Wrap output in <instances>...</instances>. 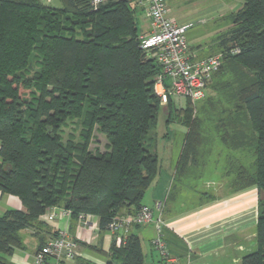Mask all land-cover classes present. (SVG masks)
Returning a JSON list of instances; mask_svg holds the SVG:
<instances>
[{
  "label": "trees",
  "instance_id": "obj_1",
  "mask_svg": "<svg viewBox=\"0 0 264 264\" xmlns=\"http://www.w3.org/2000/svg\"><path fill=\"white\" fill-rule=\"evenodd\" d=\"M57 1L0 0V193L25 208L0 216V256L20 248L19 232L41 228L52 208L73 219L94 216L106 230L113 218L138 212L159 173L144 141L162 110L155 90L160 67L155 50L140 47L132 1L106 0L97 11L89 0ZM241 1L211 55L222 54L214 75L240 71L230 121L238 128L222 120L219 140L254 156L253 173L228 165L229 188L258 191L256 249L240 264H264V0ZM234 47L239 53L231 55ZM166 105L165 123L187 128L186 165L204 142L200 119L188 100L184 109L171 98ZM69 121L79 126L78 141L62 140ZM94 132L108 141L107 151L89 148ZM106 264H144L139 238L129 233L120 247L112 244Z\"/></svg>",
  "mask_w": 264,
  "mask_h": 264
},
{
  "label": "crops",
  "instance_id": "obj_2",
  "mask_svg": "<svg viewBox=\"0 0 264 264\" xmlns=\"http://www.w3.org/2000/svg\"><path fill=\"white\" fill-rule=\"evenodd\" d=\"M131 1L136 9L138 36L141 37L148 33V20L140 0ZM45 3L56 6L58 1L47 0ZM188 50L195 60L211 56L189 47ZM183 143L174 176L184 175L185 169L192 163H181ZM174 179L175 177L165 173L159 175L152 191V203H142L151 207L155 216L158 213L161 215L165 224L162 236L171 264H240L245 255L255 251L258 202L255 187L224 193L218 187L213 194H201L204 200L195 206L177 211L168 203L172 201ZM8 210L25 211V208L16 196L0 193V216ZM53 211L57 213L60 209L47 211L41 218L44 225L38 230H21V247L15 248L9 255L0 256V264H33L35 251L60 232H64L74 242L76 251L74 260L64 264H106L110 258L113 236L107 230H99L98 219L89 216L88 220L95 225L92 228L81 224L78 218L67 216L48 221L47 216ZM129 233L140 240L144 264H160V258L151 244L155 236L154 226L133 225Z\"/></svg>",
  "mask_w": 264,
  "mask_h": 264
},
{
  "label": "rangeland",
  "instance_id": "obj_3",
  "mask_svg": "<svg viewBox=\"0 0 264 264\" xmlns=\"http://www.w3.org/2000/svg\"><path fill=\"white\" fill-rule=\"evenodd\" d=\"M242 4L241 0H166L169 15L179 24L188 25L185 31L187 46L204 54L215 52L221 36L232 28V14L240 10ZM238 69L234 72L226 69V75H214L204 98L193 103V114L200 119L204 142L195 160L185 169L184 175L174 176L173 173L187 128L175 121L166 124L167 105L160 103L162 110L158 114L157 125L148 131L144 147L158 158L157 178L164 173L175 177L171 190L172 201L168 203L177 211L195 206L204 200L201 194H213L218 187L222 188L223 193L229 191V184L234 175L228 169L229 164L244 165L250 173L255 170L254 156L248 148L233 150L219 140L220 132L225 130L221 124L222 120L226 119L225 123L232 130L238 128L237 122L230 123L233 120L232 104L240 83ZM206 98L213 99V102L205 104ZM171 100L176 109H184L186 106L187 100L184 98L174 97ZM242 128V135L248 137L246 126ZM78 131L76 121H69L62 132L63 142H66L68 137L78 141ZM89 148L93 152L103 153L108 150L109 143L103 135L94 132ZM157 178L145 193L143 202L147 204L152 203L151 195Z\"/></svg>",
  "mask_w": 264,
  "mask_h": 264
},
{
  "label": "built area",
  "instance_id": "obj_4",
  "mask_svg": "<svg viewBox=\"0 0 264 264\" xmlns=\"http://www.w3.org/2000/svg\"><path fill=\"white\" fill-rule=\"evenodd\" d=\"M106 0H89L92 11H97ZM148 20V33L139 37L140 47L154 49L160 74L155 77V90L160 103L166 104L168 98H184L194 103L204 98L207 85L222 64V54L195 60L189 53L185 31L188 25L179 24L169 15L166 0H140ZM231 55L239 53L234 47L229 50ZM56 208H52L55 210ZM70 217V212L60 209L47 216L48 221L56 217ZM89 216L79 215L81 224L95 227L88 220ZM133 225H153L155 236L152 247L160 258V264H171L172 260L166 249L162 236L165 224L161 215L156 216L151 207L142 205L134 215H121L112 219L106 230L113 236V244L120 247L123 238L129 234ZM76 256L75 244L64 232L47 240L38 248L33 256V264H64L73 261Z\"/></svg>",
  "mask_w": 264,
  "mask_h": 264
}]
</instances>
